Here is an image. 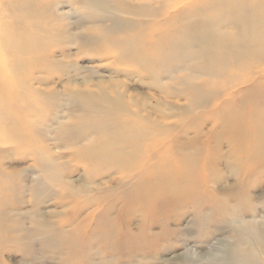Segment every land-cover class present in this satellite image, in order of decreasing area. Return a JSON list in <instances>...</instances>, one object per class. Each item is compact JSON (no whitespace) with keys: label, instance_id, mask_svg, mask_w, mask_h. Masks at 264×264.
<instances>
[{"label":"rangeland","instance_id":"rangeland-1","mask_svg":"<svg viewBox=\"0 0 264 264\" xmlns=\"http://www.w3.org/2000/svg\"><path fill=\"white\" fill-rule=\"evenodd\" d=\"M260 132L264 0H0V264H264Z\"/></svg>","mask_w":264,"mask_h":264},{"label":"bare ground","instance_id":"bare-ground-1","mask_svg":"<svg viewBox=\"0 0 264 264\" xmlns=\"http://www.w3.org/2000/svg\"><path fill=\"white\" fill-rule=\"evenodd\" d=\"M234 59V58H233ZM84 79L83 82H80L78 83L77 80L73 81L74 79H70L69 80V83H71V86H69L68 88H70V96L72 98H75L76 100H78L79 102H83L85 104H89V106H95L97 103L101 104V106L105 107V108H108V109H114L117 113L116 115L117 116H127V117H132V119H137L139 121H141V123L144 125H148L149 126V129L152 128V126L154 127H157L156 125L154 124H163L164 121H159V120H155L154 124H153V121L150 119V118H146L144 117L143 114L141 113H132L129 111L128 107H124V106H121V104H117L115 101L116 98L112 97L111 94H114V90L112 89V91L109 93L107 92L108 88H110V86H107L105 85L106 83L104 81H97V82H93L92 79H87L85 77H83ZM106 90V91H104ZM135 109V108H134ZM134 122H136L134 120ZM151 126V127H150ZM144 130V129H143ZM142 129H136L135 131L133 130H130L126 133H120L116 136H114L112 139H108L107 141H105L104 143L100 144V145H97L93 148H91L86 154L88 157H95V156H100L102 154H106V153H110V152H128L129 153V150H128V144H130L132 147H136V146H133L135 142H137L138 140L140 139H144L146 136H147V132H143ZM132 132V133H131ZM258 137L262 138V141L260 139H258V141L254 142L255 144V149L254 151L257 152H264V133L263 132H260V134L258 135ZM134 150V149H133ZM131 152V151H130ZM121 162V165L122 164H126L124 161L120 160ZM120 165V164H119ZM129 165V164H127ZM123 166V165H122ZM121 166V167H122ZM137 178V177H136ZM185 179L183 178H180L178 180V183H183ZM100 183V182H99ZM185 194L188 195L189 194V191L185 189ZM133 201V200H132ZM137 201V199L135 200ZM169 202V200H168ZM153 203V202H152ZM125 204V203H123ZM171 203L168 204V206L170 205ZM132 207H136L138 209H140L142 212L146 214H148L149 212L150 213H154L152 211L154 210H159L160 206L158 207L157 204H150L148 205V207L146 206H143V202H141V200L139 199V201L131 204ZM127 206V205H126ZM171 206V205H170ZM121 207V206H120ZM130 207V208H132ZM109 210L106 211V214L107 216H109L111 219L112 216L111 215V212L112 210L116 209V204L113 203L111 205L108 206ZM123 208V207H122ZM159 208V209H158ZM177 208V207H176ZM175 208V209H176ZM121 209V208H120ZM126 209V208H125ZM134 210V209H133ZM164 210V209H163ZM121 211V210H120ZM165 211V210H164ZM164 211H163V214H164ZM122 212V211H121ZM124 212V211H123ZM126 212V210H125ZM157 212V211H156ZM161 212V210H160ZM158 213V212H157ZM134 214V213H133ZM141 215V214H140ZM143 215V214H142ZM117 216V214H116ZM144 216V215H143ZM150 216V215H148ZM158 216V214H157ZM160 216V215H159ZM123 217V216H122ZM125 217V216H124ZM129 217V216H127ZM142 217V216H141ZM153 217V216H152ZM148 218V217H147ZM157 218V217H156ZM116 219V218H115ZM125 219V218H124ZM142 219H145L144 217H142ZM166 219V218H165ZM169 219V218H168ZM121 220V218H120ZM129 220H130V217H129ZM144 221V220H143ZM251 221V220H250ZM155 222V221H154ZM147 223V222H146ZM128 224V223H127ZM145 224V223H144ZM248 224V223H246ZM250 224V223H249ZM133 225V224H132ZM251 225V224H250ZM253 225V224H252ZM149 226V225H148ZM255 225H253L254 227ZM139 227V226H138ZM251 227V226H250ZM257 227V226H256ZM259 227V226H258ZM140 228V227H139ZM145 228V227H144ZM135 229V228H134ZM257 229V228H256ZM259 229V228H258ZM144 230V229H143ZM143 230H142V233L141 235H143ZM129 231V230H128ZM141 231V230H139ZM163 231V230H161ZM252 231V230H251ZM257 231V230H256ZM261 232V231H260ZM158 233V231H157ZM252 233V232H251ZM250 233V234H251ZM254 233V231H253ZM165 234V233H164ZM163 234V235H164ZM117 235V234H116ZM131 235H133L131 233ZM252 235V234H251ZM255 235V234H254ZM135 235H133L134 237ZM156 235L153 236V234L151 235V237H155ZM110 238V237H109ZM159 238V236H158ZM161 238V236H160ZM258 238V237H257ZM163 239V238H161ZM254 239V237H253ZM127 240V239H126ZM160 240V239H158ZM162 241V240H161ZM256 241V240H254ZM189 242V241H188ZM257 242L259 243V241L257 240ZM121 243V242H120ZM131 243V242H130ZM129 243V244H130ZM134 243V242H133ZM158 243V242H157ZM156 243V244H157ZM256 243V242H255ZM132 244V243H131ZM185 245V243H184ZM123 246V245H122ZM195 246V244H194ZM147 247V246H146ZM149 247V246H148ZM151 247V246H150ZM196 249V247H195ZM260 252L264 255V240L262 241V243H260V248H259ZM199 250V249H198ZM189 254L191 255H188L185 254L184 257H178L177 258V262L179 264H188L191 260H189L188 257H194V256H198V258H201V255H199L196 251L194 250H191L189 249L188 250ZM201 252V251H200ZM247 253V252H246ZM251 253V252H250ZM239 255H237L238 257ZM252 257L253 255H249V254H246V264H251V260H252ZM241 258V257H240ZM238 259V258H237ZM194 261V259H193ZM260 261V260H258ZM169 263V262H168ZM174 264V263H173ZM262 264V263H261Z\"/></svg>","mask_w":264,"mask_h":264}]
</instances>
